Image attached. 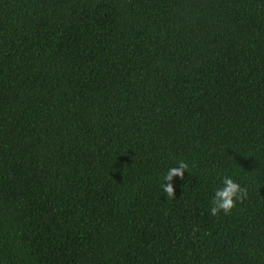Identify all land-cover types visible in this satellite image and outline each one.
Returning a JSON list of instances; mask_svg holds the SVG:
<instances>
[{"label": "trees", "instance_id": "1", "mask_svg": "<svg viewBox=\"0 0 264 264\" xmlns=\"http://www.w3.org/2000/svg\"><path fill=\"white\" fill-rule=\"evenodd\" d=\"M0 264H264V0H0Z\"/></svg>", "mask_w": 264, "mask_h": 264}]
</instances>
